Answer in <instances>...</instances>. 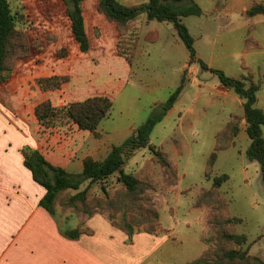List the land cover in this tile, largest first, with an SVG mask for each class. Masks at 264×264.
Segmentation results:
<instances>
[{
  "label": "rangeland",
  "instance_id": "obj_1",
  "mask_svg": "<svg viewBox=\"0 0 264 264\" xmlns=\"http://www.w3.org/2000/svg\"><path fill=\"white\" fill-rule=\"evenodd\" d=\"M122 1L135 5L146 0ZM194 1L201 7L203 15L186 17L183 22L194 37L196 50L202 60L229 76L237 75L241 67L253 69L258 75L264 74V15H246L254 3H264V0ZM98 4L99 0H85L83 4L91 41L90 50L83 52L72 34L66 1L12 0L14 9L21 8L25 12L28 23L24 27L31 42L36 45L30 57L24 63L23 60L19 62L18 71L32 63L29 73L34 75L31 79L43 73L71 74L72 82L68 90L60 95L61 99L66 98L68 101L85 100L97 95L113 97L118 82L130 80L128 89L116 101L102 125L105 122H121V102L129 104L131 96L135 95L136 99L140 97L136 101L143 105L148 92L159 88L162 91L159 99H167L180 85L185 69L188 81L186 93L155 127L150 138L152 145L167 153L169 165L164 166L157 161L149 148L136 150L127 158L124 169L143 181L141 191L129 195L118 182V174L95 183L89 187V197L109 201L95 205L91 209L92 215L98 213L109 219L111 224L112 220L120 224L126 213L129 220L136 224L135 233H147L144 220L135 219V212L142 208L158 209L160 231L157 234L162 233V237L171 235L169 239L166 237V245L173 257L170 264H179L199 258L208 247H216L217 234L223 229V213L228 207L231 216L243 220L235 230L248 236L249 243L245 248L252 255L264 259V183L259 163L251 161L244 152V147L250 143L248 134L242 133L238 137L236 147L219 152L212 176H229L220 190H214L212 177L207 178L205 175L208 158L216 146L215 131L225 125L224 119L219 117L221 105L209 101L213 94H218V76L205 70L199 71L198 75L194 69L200 68L199 63L186 68L189 52L174 26L159 21L148 24L146 16L137 23L142 36L139 53H143L137 57L132 68L127 66L125 60L116 55L118 33L115 26L98 12ZM251 26L254 30L249 34ZM151 30L160 33L157 43L148 44L145 40ZM248 37L257 40L260 47L245 51ZM63 49L67 51V56H62ZM243 51L246 55H242ZM189 77L206 80L201 102L198 97L200 89L189 81ZM148 98L152 99V95H148ZM55 101H61L58 95ZM28 104L29 101L26 106ZM199 104L207 106L206 113H201ZM190 108L195 110V115L188 113ZM234 109L235 112H241L236 106ZM146 111L143 108L138 122L149 117L151 113ZM201 114L204 116L200 117ZM68 122L60 114L49 127L35 124V128L39 140L47 143V148L51 150H48L51 157L60 161L54 163L76 174L79 173L77 163H81L85 155L90 153L96 159H103L111 144H122L131 136L127 132L121 138L110 129V132L106 130L107 142L103 137L98 139L90 136L91 139H87L89 133L82 132L83 136ZM42 130H46V134ZM51 132L57 135L48 137ZM243 134L247 139H244ZM55 145L58 149H51ZM48 159L53 161L49 156ZM88 184L86 182L82 189ZM56 216L63 227L70 229L77 224L82 225V220L88 214L76 208L63 207L58 201ZM115 227L125 233L120 227ZM123 233L122 237L118 233L116 237L122 239ZM152 261L153 264L160 262L156 255Z\"/></svg>",
  "mask_w": 264,
  "mask_h": 264
},
{
  "label": "trees",
  "instance_id": "obj_2",
  "mask_svg": "<svg viewBox=\"0 0 264 264\" xmlns=\"http://www.w3.org/2000/svg\"><path fill=\"white\" fill-rule=\"evenodd\" d=\"M68 4L67 14L71 21L72 34L83 52L91 48L90 36L86 24V15L83 4L85 0H64ZM98 12L112 23L119 39L116 55L125 59L127 65L133 66L140 51L142 36L138 21L143 16L147 21L172 23L179 38L189 52V64L199 63L200 68L218 76L221 84L233 90L243 101V118L236 116L216 136L215 150L210 154L205 175L212 177V188L220 190L229 180L227 174L212 176L214 167L219 157V152L227 150L235 144V138L241 131L242 119L246 122V132L251 144L246 150V155L251 161L260 165L261 176L264 183V109L257 106L258 92L261 82L255 81L253 73L248 69V74L240 78L229 76L225 71L211 68L205 61L198 58L195 39L183 19L190 16H202L201 7L194 0H146L140 4L128 5L122 0H99ZM248 16L264 15V3H254L247 11ZM28 18L23 9H14L12 0H0V85L7 83L13 77L18 63L30 57L36 47L24 27ZM254 30L251 26L249 34ZM158 31H150L145 40L156 43L159 40ZM256 45V46H255ZM260 47L257 40L248 37L244 50ZM62 56H67L65 49L61 50ZM187 70L182 75L180 85L171 93L168 99L155 105L151 114L129 137L120 145L112 147L109 154L102 160L87 156L83 160V171L72 173L66 169L52 164L46 156L37 149L25 146L22 150L24 163L32 173L33 180L39 184L45 193L40 205L52 216H56L57 203L63 207H71L92 215L91 209L98 204L109 200L89 197V187L95 183L103 182L118 174V182L129 195L138 194L143 186V181L132 173L125 171L127 158L136 150L149 148L157 161L164 166L169 165L168 155L165 151L150 143L151 134L155 127L161 123L174 108L176 102L185 89ZM72 82V77L66 75H50L35 78L32 84L34 95L41 99L49 93H63ZM113 99L108 96H94L85 100L68 101L56 104L50 99L38 103L32 110V119L40 127H49L55 119L63 114L68 119L72 128L78 131L92 133L100 138L98 132L101 122L111 113ZM89 182L85 189L82 186ZM72 192V193H71ZM227 205V204H226ZM135 219L144 220V230L149 234L160 231V212L156 208H142L135 212ZM112 220V219H111ZM122 222L112 224L120 227L132 240L135 234V222L130 221L128 214L122 216ZM243 220L231 216L228 207L224 210L221 224L223 229L217 234L216 247H208L199 258L186 264H264V259L252 255L248 248V236L236 232V227ZM92 234L89 228L69 229L66 235L76 239L81 234Z\"/></svg>",
  "mask_w": 264,
  "mask_h": 264
},
{
  "label": "crops",
  "instance_id": "obj_3",
  "mask_svg": "<svg viewBox=\"0 0 264 264\" xmlns=\"http://www.w3.org/2000/svg\"><path fill=\"white\" fill-rule=\"evenodd\" d=\"M218 10L220 11V9ZM151 22L152 21L148 22V24ZM169 25L173 24L169 23ZM141 53H138V56H140ZM170 53L171 51H169V54ZM243 54L246 55L244 51L242 52V55ZM198 58L202 59L199 55ZM25 60L26 59H23L22 63H24ZM196 63L197 62H194L193 65H196ZM125 64L127 65L126 61ZM234 64H236V62H234ZM239 64L242 65L240 62ZM20 65L21 64L17 65L11 80L0 85V264H153L152 260L155 255L160 262L162 261L161 263L158 261L157 264H170L173 257L170 249L166 245V237L169 239L171 237L170 234H167L166 237H162V233L149 234L139 231L136 232L132 240H130L119 228L113 226L109 219L97 213L91 216L88 215L82 220V225L77 224L76 227L70 228H89L93 233H83L78 238L73 239L66 235V231L69 229L63 227L57 216H52L40 205L45 190L33 180L31 171L25 166L22 150L25 146L40 150L47 159L49 156L53 160L51 162L48 159L52 164L56 165L54 162L58 160H54V158L51 157V153H49L51 150L47 148V143L40 141L38 138L35 121L32 119V110L38 103L46 99H50L54 103L59 104L64 103L66 98H60L63 92L49 93L39 99L38 96L34 95L31 82L40 76L64 74L43 73L31 79V76L34 74H30L29 71H31V66L33 64L31 63L26 67L23 66V68L18 71ZM133 66L129 67L132 68ZM188 66L191 65L187 63L186 68ZM210 67L212 68V66ZM250 70L253 73L255 81L261 82L262 80L261 89L258 92L257 106L264 109V74L258 75L253 69ZM194 71L199 75V71H202V69L195 67ZM246 74H248V68L246 67L243 69L241 67L239 68L238 74L233 77L240 78ZM195 77H189V81L197 85L200 89L198 97L199 102H201L203 95L202 89L206 87L207 83L205 79ZM129 84L130 80L119 81L118 88L114 89L113 97L108 96L113 99V108L116 105V101L120 99L128 89ZM186 91L187 89L185 86L182 94L186 93ZM216 92L218 94H213L209 101L211 103L219 102L223 110V112L221 110L219 117L224 119L223 122L225 124L221 129L215 131L217 136L218 132L225 128L236 116L243 118L244 101L233 90L224 87L221 82ZM160 93H162V91L160 92L159 88H155L152 92H148L146 96L147 99H145V104L143 105L137 103L136 100H140L141 98L138 97L136 99L135 95L130 97L129 104L121 102V115H123V120L121 122L112 121L105 122L103 125L100 124L102 125V127L99 126L98 129L101 135L100 138L103 137V139L106 140L107 138L105 136L107 132H110V129L121 138H124L123 136H125L127 132L131 133L132 136L134 131L148 118L146 117L144 121L138 122L143 108L144 110L145 108L147 109L146 112L151 113L155 105L165 102L171 95L170 93L167 99H159L161 97ZM144 94L146 95V90ZM57 95L61 101H55ZM148 95H152V99L149 100ZM27 101H29L28 106H26ZM72 101L78 100L75 99ZM234 106L239 108L241 112H235ZM199 108L202 114L206 113V105L199 104ZM188 113L196 114L193 108L188 109ZM202 114L200 117L204 116H202ZM240 126L241 131L235 138V144L232 147H236L237 139L242 133H247L244 119H242ZM106 130L108 131L106 132ZM42 131L46 134V130ZM78 132L83 135L81 131ZM89 134L87 139H91L90 136H95L92 133ZM56 135V132H51L48 137ZM61 135L63 136V134ZM243 135L244 139H247V136H245V134ZM65 136H68V134ZM250 144L251 140L249 145L246 148L244 147L245 153ZM91 145H93V142ZM113 146L115 145L111 144L110 149L107 151V155ZM51 149H58V146H52ZM87 156L94 157V155L88 153L82 158L81 163H77L79 173L83 171V160ZM64 163H67V165L70 164V162ZM67 168L70 169L69 166ZM117 233L120 236L123 233L124 237L122 239V236L117 238ZM150 259L151 261H149ZM179 264L186 263L182 261Z\"/></svg>",
  "mask_w": 264,
  "mask_h": 264
}]
</instances>
